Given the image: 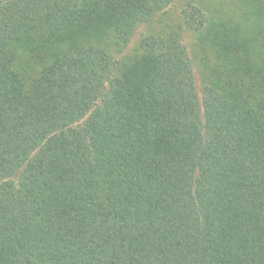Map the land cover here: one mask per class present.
<instances>
[{
  "label": "trees",
  "instance_id": "1",
  "mask_svg": "<svg viewBox=\"0 0 264 264\" xmlns=\"http://www.w3.org/2000/svg\"><path fill=\"white\" fill-rule=\"evenodd\" d=\"M176 1L0 0V264H264V0Z\"/></svg>",
  "mask_w": 264,
  "mask_h": 264
},
{
  "label": "rangeland",
  "instance_id": "2",
  "mask_svg": "<svg viewBox=\"0 0 264 264\" xmlns=\"http://www.w3.org/2000/svg\"><path fill=\"white\" fill-rule=\"evenodd\" d=\"M195 3L204 4L208 0H192ZM188 0H177L175 5H173L169 10L163 12L158 17L157 21L149 26H144L140 29L138 34L133 38L131 43L128 45L125 55L127 57L132 56L134 54V50L137 46H139L141 39L146 36L149 32H157L163 29H180L182 24L181 19V10L186 5ZM184 40H188L190 38V32L182 31ZM123 57V56H122ZM121 59V56H120Z\"/></svg>",
  "mask_w": 264,
  "mask_h": 264
}]
</instances>
